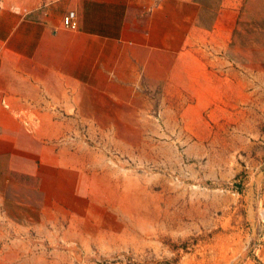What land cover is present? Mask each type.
I'll list each match as a JSON object with an SVG mask.
<instances>
[{
    "label": "crops",
    "instance_id": "1",
    "mask_svg": "<svg viewBox=\"0 0 264 264\" xmlns=\"http://www.w3.org/2000/svg\"><path fill=\"white\" fill-rule=\"evenodd\" d=\"M208 1L0 0V264H119L86 261L79 244L66 239V195L45 191L55 147L45 145L50 137L32 123L36 118L116 116V105L139 116L149 103L143 92L160 87L186 90L181 116H205L207 105L214 106L207 116H245L239 72L229 79L221 57L240 4L219 0L212 27L204 28ZM69 11L75 30L62 25ZM252 105L255 116L264 115L258 102ZM259 137L261 151L248 157L239 195L258 260L244 257V229L235 224L226 226L235 238L230 258L189 256L175 264H264V133ZM37 174L38 209L10 212L11 177Z\"/></svg>",
    "mask_w": 264,
    "mask_h": 264
},
{
    "label": "rangeland",
    "instance_id": "2",
    "mask_svg": "<svg viewBox=\"0 0 264 264\" xmlns=\"http://www.w3.org/2000/svg\"><path fill=\"white\" fill-rule=\"evenodd\" d=\"M238 2L221 57L229 79L239 72L245 116H207L211 105L205 116H181L186 90L160 87L143 92L149 103L139 116L116 105V116L32 121L49 135L45 145L55 147L52 169L44 171L52 182L45 191L66 195L63 228L66 239L79 244V257L119 264H175L189 256L221 261L235 250L226 226L238 224L244 229V257L258 260L239 195L248 157L261 151L264 133V115L252 113V101L264 111V0ZM207 4L200 25L211 28L219 0ZM234 92L229 89V95ZM11 180L7 209L34 214L39 175Z\"/></svg>",
    "mask_w": 264,
    "mask_h": 264
},
{
    "label": "built area",
    "instance_id": "3",
    "mask_svg": "<svg viewBox=\"0 0 264 264\" xmlns=\"http://www.w3.org/2000/svg\"><path fill=\"white\" fill-rule=\"evenodd\" d=\"M62 25L67 30H75L77 28L76 15L73 11H69L63 16ZM261 237H263V235H261Z\"/></svg>",
    "mask_w": 264,
    "mask_h": 264
}]
</instances>
